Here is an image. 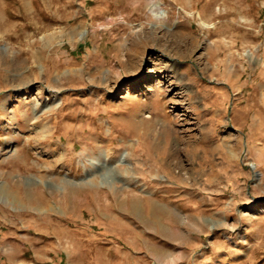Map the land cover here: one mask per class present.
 I'll list each match as a JSON object with an SVG mask.
<instances>
[{
  "label": "rangeland",
  "instance_id": "rangeland-1",
  "mask_svg": "<svg viewBox=\"0 0 264 264\" xmlns=\"http://www.w3.org/2000/svg\"><path fill=\"white\" fill-rule=\"evenodd\" d=\"M0 264H264V0H0Z\"/></svg>",
  "mask_w": 264,
  "mask_h": 264
},
{
  "label": "bare ground",
  "instance_id": "bare-ground-1",
  "mask_svg": "<svg viewBox=\"0 0 264 264\" xmlns=\"http://www.w3.org/2000/svg\"><path fill=\"white\" fill-rule=\"evenodd\" d=\"M158 5H159V4H158ZM154 8H156V4H155V7H154ZM154 8H153V9H154ZM157 9H158V8H157ZM199 14H200V13H199ZM200 16H201V15H200ZM203 18H204V17H203ZM204 20H205V19H204ZM202 21H203V20H202ZM206 21H207V19H206ZM209 22H210V21H208V23H209ZM208 23H207V24H208ZM210 23H211V22H210ZM202 24L204 25V23H202ZM206 26H208V25H206ZM175 66H176V65H175ZM175 66H174V67H175ZM122 161H125V158H124ZM155 208H156V207H155Z\"/></svg>",
  "mask_w": 264,
  "mask_h": 264
}]
</instances>
